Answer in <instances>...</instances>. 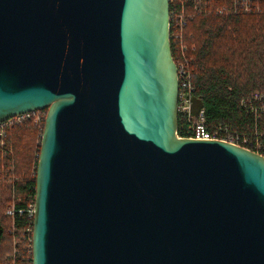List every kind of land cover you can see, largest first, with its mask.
Wrapping results in <instances>:
<instances>
[{
  "label": "water",
  "instance_id": "obj_1",
  "mask_svg": "<svg viewBox=\"0 0 264 264\" xmlns=\"http://www.w3.org/2000/svg\"><path fill=\"white\" fill-rule=\"evenodd\" d=\"M178 102L169 0H0V122L47 109L33 264H264V156Z\"/></svg>",
  "mask_w": 264,
  "mask_h": 264
},
{
  "label": "trees",
  "instance_id": "obj_2",
  "mask_svg": "<svg viewBox=\"0 0 264 264\" xmlns=\"http://www.w3.org/2000/svg\"><path fill=\"white\" fill-rule=\"evenodd\" d=\"M186 38L196 88L195 112L204 109L208 123L228 126L242 135L261 129L241 99L255 90L264 93V13L229 15L209 9L190 21ZM176 52L172 44L174 56ZM43 131L32 122L7 131L12 154L0 158V264L31 263L29 219L25 214L14 219L6 210L13 202L26 208L36 197L41 147L37 142Z\"/></svg>",
  "mask_w": 264,
  "mask_h": 264
},
{
  "label": "built area",
  "instance_id": "obj_3",
  "mask_svg": "<svg viewBox=\"0 0 264 264\" xmlns=\"http://www.w3.org/2000/svg\"><path fill=\"white\" fill-rule=\"evenodd\" d=\"M170 1V40L175 47L176 55L174 60L177 64L179 79V124L177 135L201 140H221L242 146L264 156V93L262 91H252L244 95L241 103L247 106L248 111L254 116L256 121L262 126L261 129L255 127L253 135L240 134L233 131L228 126L221 124L212 125L208 123L205 110L200 109L195 112L193 107L196 88L193 82V75L190 71V61L188 57L191 47L186 38V28L195 15L206 13L213 9L219 14L245 15L264 13V0H169ZM194 49V47H192ZM191 57V56H190ZM192 58V57H191ZM193 60V58H192ZM38 111V110H36ZM27 112L16 115L12 118L0 122V158L10 156L12 148L6 143L7 131L19 124L25 123ZM30 118V117H29ZM46 119V118H45ZM15 163H11V171L14 170ZM5 169L4 167L2 168ZM14 198V197H13ZM36 213V197L26 208L17 207L13 202L6 210V214L15 219L16 215H24L29 219L32 232L30 239L32 242L34 218ZM32 247V244H31ZM33 249V248H32ZM31 263L33 264V251Z\"/></svg>",
  "mask_w": 264,
  "mask_h": 264
},
{
  "label": "rangeland",
  "instance_id": "obj_4",
  "mask_svg": "<svg viewBox=\"0 0 264 264\" xmlns=\"http://www.w3.org/2000/svg\"><path fill=\"white\" fill-rule=\"evenodd\" d=\"M46 116H47V109H44V110H38V111H36V112H33V113H30V115H28L27 117H26V122H29V123H33V124H35L36 125V127L40 130V131H43V128H44V126H43V122H44V120H45V118H46ZM30 117V118H29ZM25 122V123H26ZM41 141H42V134H40V136L38 137V142H37V144L38 145H41ZM9 207V206H8ZM7 207V208H8Z\"/></svg>",
  "mask_w": 264,
  "mask_h": 264
}]
</instances>
